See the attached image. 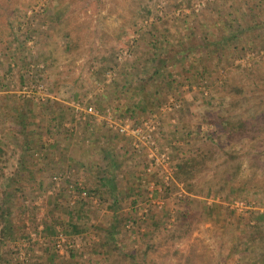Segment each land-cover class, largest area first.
Here are the masks:
<instances>
[{"label":"rangeland","instance_id":"1","mask_svg":"<svg viewBox=\"0 0 264 264\" xmlns=\"http://www.w3.org/2000/svg\"><path fill=\"white\" fill-rule=\"evenodd\" d=\"M263 84L264 0H0V264H264Z\"/></svg>","mask_w":264,"mask_h":264},{"label":"built area","instance_id":"2","mask_svg":"<svg viewBox=\"0 0 264 264\" xmlns=\"http://www.w3.org/2000/svg\"><path fill=\"white\" fill-rule=\"evenodd\" d=\"M85 112L88 115H96L95 110L91 107L88 108ZM113 129L119 134L126 135L127 125H115ZM130 132L137 138V141L133 143V146L136 147V149L140 147H138V143L154 147L156 143V139L154 138L155 127L150 117H147L140 126H136L135 128L131 129Z\"/></svg>","mask_w":264,"mask_h":264},{"label":"trees","instance_id":"3","mask_svg":"<svg viewBox=\"0 0 264 264\" xmlns=\"http://www.w3.org/2000/svg\"><path fill=\"white\" fill-rule=\"evenodd\" d=\"M250 22H251V21H250ZM259 22H261V21H259ZM247 23H249V20L247 21ZM256 24H259V23L256 22ZM256 24H252V25H249V26H251L250 28H254ZM165 41H166V40H165ZM158 42H159V41H158ZM200 47H201V46H200ZM189 51H190L189 48H183V47H182L181 50H175L174 57H181V59H185V57H186V55L189 53ZM214 52H215V54H216V58H220V57H221L220 52H219L217 49H214ZM217 52H219V53H217ZM158 58H159V59H158V63H159V64L165 62V59H164V58H160L159 55H158ZM263 86H264V84H263ZM228 110H230V109H228ZM221 111L223 112V109H221ZM194 160H195L194 158L190 159V160H189V164H188V162H184L185 165H189L188 167H186V169H185L186 171L183 170V163L178 164V165L176 166V169H177L178 171L183 170V172H187V173H188L189 171H188L187 169L193 167V165H194ZM184 168H185V166H184ZM178 174H182V173H179V172H178Z\"/></svg>","mask_w":264,"mask_h":264}]
</instances>
